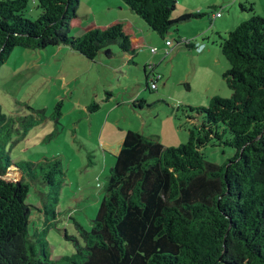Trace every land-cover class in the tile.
I'll list each match as a JSON object with an SVG mask.
<instances>
[{"label": "trees", "instance_id": "1", "mask_svg": "<svg viewBox=\"0 0 264 264\" xmlns=\"http://www.w3.org/2000/svg\"><path fill=\"white\" fill-rule=\"evenodd\" d=\"M81 1L0 0V68L16 48L66 47L95 61L117 44L124 55H134L121 24L72 36ZM121 1L162 40L174 25L202 16L173 21L178 0ZM31 2L40 11L36 21L25 17ZM244 2L240 8L250 19L220 36L231 97H215L207 108L187 107L190 121H202L192 124L188 142L178 148L128 132L91 230L75 222L77 235H66L75 246L72 256L51 259L46 231L28 230L32 184L47 190V222L57 219L65 178L61 161L13 163L0 134V264H264V18ZM170 52L165 49V55ZM7 120L0 113L1 131ZM215 141L234 151L223 164L203 153ZM11 171L21 179L10 181Z\"/></svg>", "mask_w": 264, "mask_h": 264}, {"label": "rangeland", "instance_id": "2", "mask_svg": "<svg viewBox=\"0 0 264 264\" xmlns=\"http://www.w3.org/2000/svg\"><path fill=\"white\" fill-rule=\"evenodd\" d=\"M102 1L111 11L98 15L101 20L119 14L118 2L131 12L121 0ZM241 2L244 0H201L185 14L183 7L190 2L178 0L173 21L187 15L202 16L174 25L165 40L137 16L141 27L155 40L146 53L140 51L135 57L136 63H130L117 44L95 61L62 48L42 52L16 48L11 53L0 68V113L8 117L7 126L0 130L4 147L13 163L58 159L65 171L56 220H46L42 194L47 190L42 184H32L26 200L30 206L29 233L46 231L51 259L74 254L75 246L66 235H77L75 222L91 230L104 198V186L128 132L142 133L166 148H178L188 142L192 124L202 121L199 116L190 121L187 107L207 108L215 97H231L224 79L230 64L221 52L220 36L226 37L252 16L241 10ZM244 3L247 9L252 3L255 14L264 18V0ZM85 13H94L87 0L81 1L78 10V15ZM216 13L222 16L213 20ZM39 14L31 2L25 17L36 21ZM80 30L73 26L72 36L83 35ZM167 41L171 46H166ZM185 42L203 49L198 52L186 47ZM166 48L171 50L168 55ZM154 71L162 79L152 90ZM136 100L139 102L134 103ZM94 103L98 109L92 108ZM58 105L61 115L55 111ZM203 153L217 164L234 155L217 141ZM7 176L14 182L21 179L16 171Z\"/></svg>", "mask_w": 264, "mask_h": 264}, {"label": "crops", "instance_id": "3", "mask_svg": "<svg viewBox=\"0 0 264 264\" xmlns=\"http://www.w3.org/2000/svg\"><path fill=\"white\" fill-rule=\"evenodd\" d=\"M107 1H110V0H107ZM199 1L201 0H189L190 3H188L186 7H183L185 14H188L190 10H194V7L196 6V4H198ZM87 2L90 5V12H94V13H85L84 15H78L77 19H75L72 22V27L73 26L81 27V30L79 31V33L84 32L85 34L86 32L92 29H96V28L104 29L110 25L121 24L124 28L125 33L129 36L131 40L132 48L134 49V53H135L132 56H128V55L126 56L129 58V60L131 59V61H129L130 63H136L134 62L135 57L141 55L140 51H144L143 53H146L145 50L149 47V44H151L155 40L153 37L151 36L149 37V35H147L144 28L141 27L140 22H138L137 20L138 18H136L137 16L132 12H126L127 10H125L124 8H121V4L120 2H118L119 7H117V11H118L117 13L119 14H115V16L112 17L111 19L109 18L108 20L106 19L101 20L98 17V15H102V13L107 15V12L111 11V9L107 8L105 5V2L102 0H87ZM103 6L106 7L107 9L106 8L102 9ZM204 7L205 6H202L199 8H204ZM199 14H202V13H199ZM239 18H242V17H239ZM59 48L68 49L66 47H59ZM69 51L71 50L69 49ZM71 52H74V51H71ZM133 56H135L134 59H132Z\"/></svg>", "mask_w": 264, "mask_h": 264}, {"label": "built area", "instance_id": "4", "mask_svg": "<svg viewBox=\"0 0 264 264\" xmlns=\"http://www.w3.org/2000/svg\"><path fill=\"white\" fill-rule=\"evenodd\" d=\"M219 17H221V14L220 13H217L216 15H213V18L214 19H216V18H219ZM171 45V42H169V41H167L166 42V46H170ZM195 49L198 51V52H200L202 49H203V46H200V45H195ZM152 52L153 53H156V49H152ZM160 79V76L159 75H154L153 76V81H154V84L152 85V88L154 89V88H156V84H155V82H157L158 80Z\"/></svg>", "mask_w": 264, "mask_h": 264}]
</instances>
